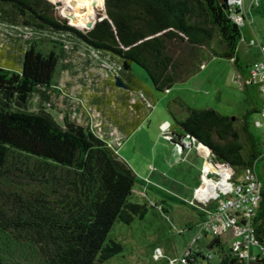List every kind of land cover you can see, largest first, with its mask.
<instances>
[{
  "label": "trees",
  "instance_id": "trees-1",
  "mask_svg": "<svg viewBox=\"0 0 264 264\" xmlns=\"http://www.w3.org/2000/svg\"><path fill=\"white\" fill-rule=\"evenodd\" d=\"M62 2L73 8L57 9L62 5L49 0H0V25L29 32L11 51L0 42V264H101L123 248L107 239L113 223H129L147 212L145 203L128 199L133 169L90 122L67 113L60 123L43 104L29 106L33 95L46 101L48 90H56L64 35L115 64L114 86L118 76L128 91L145 94L150 89L132 73L133 64L164 91L209 57L231 59L247 90L246 110L227 115L177 97L167 104L174 118L169 134L174 139L188 135L207 147L209 155L200 145L217 164L221 181L239 182L247 170L256 175L260 200L248 223L261 252L240 257L211 234L205 253L190 250L185 256L187 264L208 259V253L216 254V264H264L263 136L253 129L258 118L253 114L260 115L264 99L251 65L237 56L243 29L232 19L231 5L224 0H102L96 10L101 0ZM258 3L264 15V0ZM171 104L182 111L181 118ZM132 106V114L140 116L142 104L133 101ZM129 116L117 118V126ZM128 125L126 132L138 118Z\"/></svg>",
  "mask_w": 264,
  "mask_h": 264
},
{
  "label": "rangeland",
  "instance_id": "rangeland-1",
  "mask_svg": "<svg viewBox=\"0 0 264 264\" xmlns=\"http://www.w3.org/2000/svg\"><path fill=\"white\" fill-rule=\"evenodd\" d=\"M49 1L62 5H56L57 9L73 8L65 5L62 0ZM244 3L250 25H245L243 30L248 35L249 27L252 26L254 34L251 35L264 42L261 6L252 0H244ZM101 6L102 0L96 10ZM18 32L23 33L18 35ZM28 34L26 30L15 26L0 25V42L9 51L13 50L12 45L22 43L21 39H26ZM62 38L65 40L66 51L57 69L53 85L56 90H48L46 101H41L40 95H33L29 106L43 104L60 123L67 113L80 122H90L92 128L115 147L119 157L135 173V183L128 199L147 206V212L142 218L135 217L129 223L118 220L113 223L107 239L120 241L123 248L101 264H171L169 260L180 257L184 253L183 246L191 240L193 227L184 226V222L198 216L193 186L201 178L195 180L198 170L187 160L178 162L174 157L164 158L165 151L172 150L176 144L166 135L174 119L167 104L179 97L194 107H213L224 114L236 115L244 112L249 105L247 90L240 87L238 80L231 79L235 71L231 59L217 56L209 57L189 78L164 91L156 90L145 71L133 64L132 73L149 87V93L128 91L125 86H118L124 89L121 91L110 82L116 69L114 63L95 51L84 50V45L71 36L64 35ZM240 43L239 59L243 65L250 66L257 55L243 42ZM254 46L250 47L256 48ZM122 101L126 107L121 109ZM133 101L142 104L140 116L132 114ZM170 109L177 118L182 117L179 107L171 104ZM128 115L129 118L117 126V118L122 120ZM253 117L260 118V115L255 113ZM135 118H138V125L126 132L125 126ZM253 129L257 133L262 132V127L254 126ZM201 158L204 160L203 156ZM210 174L214 179L219 178L216 173ZM197 226L200 230V224ZM234 239L240 240L241 236H235ZM226 246H229V242H226ZM200 249L206 252L203 244ZM250 249L252 253L261 252L256 243H251ZM212 260L216 261L215 256ZM195 263L202 264L199 259Z\"/></svg>",
  "mask_w": 264,
  "mask_h": 264
},
{
  "label": "built area",
  "instance_id": "built-area-1",
  "mask_svg": "<svg viewBox=\"0 0 264 264\" xmlns=\"http://www.w3.org/2000/svg\"><path fill=\"white\" fill-rule=\"evenodd\" d=\"M254 1L258 2V0ZM228 4L231 5L232 19L240 24L244 19L240 9L243 1L228 0ZM236 6H238V10H236ZM248 43L250 45L257 44L263 53L262 59L251 64V73L253 80L259 83L264 99V42L259 41L256 37H250ZM254 124L255 126L262 127V147L264 153V105L260 113V118L258 117L254 121ZM176 149L180 152V143H176ZM210 173L218 174L211 169L205 170L204 165L201 174V184L193 189L196 195V204L206 206L199 231L221 236L231 228H235V232L241 236V239L232 240L229 246L240 257H253L257 253L249 252L250 244L255 243V241L248 219L260 200V183L256 175L252 171L247 170L239 182L229 181L227 177L221 182L222 177L219 174V178L214 179ZM186 253L184 252L180 257L171 258L169 260L170 263L187 264ZM207 256L210 257L211 254L208 253Z\"/></svg>",
  "mask_w": 264,
  "mask_h": 264
},
{
  "label": "crops",
  "instance_id": "crops-1",
  "mask_svg": "<svg viewBox=\"0 0 264 264\" xmlns=\"http://www.w3.org/2000/svg\"><path fill=\"white\" fill-rule=\"evenodd\" d=\"M242 1H243V4H242V7H240V9H241V12L244 16V19L240 23V26L243 29V27L245 25H250V21H249V16L247 13V8L245 6L244 0H242ZM252 1L259 5L258 2L254 1V0H252ZM250 27H249L248 35H246L245 31L243 30V37L241 38L240 42L241 43L243 42L247 47H249V49H252V52L254 53V55H257V58L254 59V61L252 62V63H254L255 61H258V60L263 58V53L260 51V48L257 44H256V46H254L256 48L250 47L252 45H250L248 43V39L250 37H254L251 35V33L254 34L252 26H250ZM242 51H243V49H242ZM237 56H238V58H240L239 48H237ZM231 79L233 81L238 80L240 83V87H243L241 77L235 71L232 74ZM246 100H247V98H246ZM166 135L168 136L169 134H166ZM174 146H175L174 148L172 146V150L168 149V152L165 151L164 158H166V159L171 158L172 159V157H174V159L178 160V162L179 161L184 162L187 160L188 162H190V165H192L193 167H195L198 170L196 175H195L196 176L195 180H198L199 178H201L200 168H201L202 160H203L201 157L202 156L204 157L202 167L205 165V168H206L207 167L206 166L207 165V163H206L207 156H206V153L202 149H200V145L197 142H195L194 140H190L189 138L183 137L182 143L180 144V149H181L180 152H178V150L176 149V144H174ZM167 148H168V146H167ZM209 169H211V167H209ZM221 182H223V181H221ZM200 184H201V181L198 183L196 182V184L193 186V188L200 186ZM191 192L193 193L192 189H191ZM205 209H206V206L196 204V211H197V215H198L197 218H195V219L190 218L184 222V226H186V225L191 226V227L188 226L187 228L193 227V230L190 233L191 234L190 242H188V243L186 242V244L183 246L184 252H188L190 250L191 251L197 250L198 252L203 253L202 250L200 249V245L203 244L205 249H206V245H208V242L211 238V234L206 233V232H200L198 230L199 227L197 226L201 223V221L204 217ZM235 236H238L237 233L235 232V228H231L227 233L220 236V239L222 240L225 249L229 247V246L228 247L226 246V242H229V245H230V242L232 240H235L234 239ZM197 241H199L198 244H196ZM206 250H208V249H206ZM249 252H251L250 246H249ZM213 256H215V258H216V254H212L210 259L209 258L204 259V258L198 257L197 260L199 259L202 262V264H216L217 258H216V261H213L212 260ZM195 261H194V263H195Z\"/></svg>",
  "mask_w": 264,
  "mask_h": 264
},
{
  "label": "water",
  "instance_id": "water-1",
  "mask_svg": "<svg viewBox=\"0 0 264 264\" xmlns=\"http://www.w3.org/2000/svg\"><path fill=\"white\" fill-rule=\"evenodd\" d=\"M225 2H228V0H224ZM115 85L117 86H123V84L121 83L120 79L118 78V76H115ZM185 137H188L189 139H193L195 140L194 138H191L190 136L186 135ZM168 138L169 140H171L172 142L174 143H182V138L180 139H174L172 138L170 135H168ZM199 145L203 146L204 148H206L207 150V153H209V150L207 147H205L203 144L197 142ZM206 161L210 164V166L212 167L211 170L214 171V172H217L218 173V166L217 164L214 162V160L212 158H207Z\"/></svg>",
  "mask_w": 264,
  "mask_h": 264
},
{
  "label": "bare ground",
  "instance_id": "bare-ground-1",
  "mask_svg": "<svg viewBox=\"0 0 264 264\" xmlns=\"http://www.w3.org/2000/svg\"><path fill=\"white\" fill-rule=\"evenodd\" d=\"M206 163H207V165H206L207 167L205 168V170H207V169H209V167H211L207 161H206ZM205 180H206V178H205Z\"/></svg>",
  "mask_w": 264,
  "mask_h": 264
}]
</instances>
